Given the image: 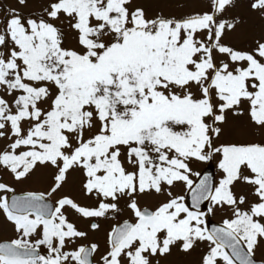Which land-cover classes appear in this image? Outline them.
<instances>
[{
	"label": "snow or ice",
	"instance_id": "obj_1",
	"mask_svg": "<svg viewBox=\"0 0 264 264\" xmlns=\"http://www.w3.org/2000/svg\"><path fill=\"white\" fill-rule=\"evenodd\" d=\"M240 6L0 5V264H264V0Z\"/></svg>",
	"mask_w": 264,
	"mask_h": 264
},
{
	"label": "rangeland",
	"instance_id": "obj_2",
	"mask_svg": "<svg viewBox=\"0 0 264 264\" xmlns=\"http://www.w3.org/2000/svg\"><path fill=\"white\" fill-rule=\"evenodd\" d=\"M4 2H5V0H0V5H3ZM184 2H185V0H175V3H177V4L184 3ZM189 3L197 4L198 0H189ZM240 4H241V6L238 7L237 9H235L234 12L240 14L241 16H244L245 18H247L245 9L242 6L243 5V0H240ZM172 10L175 11L176 14H178V15L181 12L180 9H176V8H174ZM199 167L200 168H204L205 166L204 165H200ZM70 180H71V178H70ZM39 188H41L40 182L37 180L36 177H33L32 181H30L29 183L19 186L18 191L19 190H24V189H33L34 190V189H39ZM148 203H151V202L149 201ZM210 219H212L213 222H218L219 217L210 218ZM8 235H10V232H4L3 230H0V240L5 239ZM96 238L102 240L103 236L101 234L100 236H98ZM180 259L181 258L179 256H176V255H174L172 257H169V261H171V262H176V261H179Z\"/></svg>",
	"mask_w": 264,
	"mask_h": 264
}]
</instances>
